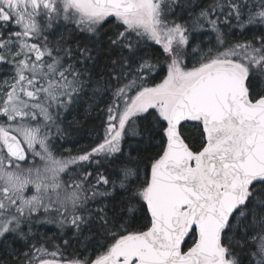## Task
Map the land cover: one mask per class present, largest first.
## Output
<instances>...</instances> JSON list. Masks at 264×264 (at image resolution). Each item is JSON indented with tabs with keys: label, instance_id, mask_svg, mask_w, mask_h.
<instances>
[{
	"label": "snow or ice",
	"instance_id": "snow-or-ice-1",
	"mask_svg": "<svg viewBox=\"0 0 264 264\" xmlns=\"http://www.w3.org/2000/svg\"><path fill=\"white\" fill-rule=\"evenodd\" d=\"M0 264H264V0H0Z\"/></svg>",
	"mask_w": 264,
	"mask_h": 264
},
{
	"label": "trees",
	"instance_id": "trees-1",
	"mask_svg": "<svg viewBox=\"0 0 264 264\" xmlns=\"http://www.w3.org/2000/svg\"><path fill=\"white\" fill-rule=\"evenodd\" d=\"M90 127H92L91 124H89V125L86 126V130L83 133L85 136L87 135V128H90ZM86 142L87 141L85 139H80L79 140V144H84ZM65 147L68 148V149H75L77 147V145L76 144L69 143V144L65 145Z\"/></svg>",
	"mask_w": 264,
	"mask_h": 264
}]
</instances>
